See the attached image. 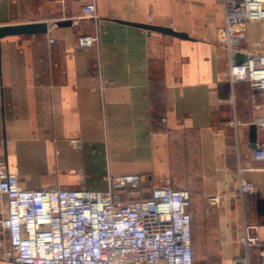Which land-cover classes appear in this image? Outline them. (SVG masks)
<instances>
[{
  "label": "crops",
  "instance_id": "obj_1",
  "mask_svg": "<svg viewBox=\"0 0 264 264\" xmlns=\"http://www.w3.org/2000/svg\"><path fill=\"white\" fill-rule=\"evenodd\" d=\"M91 1L97 18L82 15ZM30 22L48 32L0 41V159L23 186L104 189L109 175L139 174L151 187L170 177L189 191L197 233L215 239L222 264L250 244L257 264L264 129L252 143L250 126L264 94L231 78L223 0H0V26ZM247 34L248 53L264 50V22ZM84 35L98 41L83 47ZM6 209L2 198L0 220ZM6 239L0 222V259Z\"/></svg>",
  "mask_w": 264,
  "mask_h": 264
},
{
  "label": "built area",
  "instance_id": "obj_2",
  "mask_svg": "<svg viewBox=\"0 0 264 264\" xmlns=\"http://www.w3.org/2000/svg\"><path fill=\"white\" fill-rule=\"evenodd\" d=\"M225 23L219 41L224 45L234 82H249L264 94V50L248 53V26L264 22V0H223ZM96 4L82 7L83 17L97 18ZM96 35L79 39L93 46ZM263 41L256 46L262 48ZM243 54L242 63L237 56ZM264 129V112L254 119ZM4 141L0 140V153ZM255 155L264 161V147ZM84 181V175H81ZM245 192L255 186L242 183ZM7 209L1 226L7 237L0 264H195L190 193L175 187L170 177L149 186L144 175H109L104 189L48 186L30 189L0 159V199ZM257 264H264V244ZM245 255L231 264H253Z\"/></svg>",
  "mask_w": 264,
  "mask_h": 264
},
{
  "label": "water",
  "instance_id": "obj_3",
  "mask_svg": "<svg viewBox=\"0 0 264 264\" xmlns=\"http://www.w3.org/2000/svg\"><path fill=\"white\" fill-rule=\"evenodd\" d=\"M130 25L138 26L149 31H156L167 35H172L179 38L190 39L188 33L183 31H178L173 27L167 26H158L148 23H136V22H126ZM48 32V22H30V23H21V24H13V25H4L0 26V41L1 38L11 35V34H21V35H29V34H40V33H47ZM245 59L243 54H239L237 56V62L242 63ZM257 126L256 124H252L250 126V141L255 143L257 141Z\"/></svg>",
  "mask_w": 264,
  "mask_h": 264
},
{
  "label": "rangeland",
  "instance_id": "obj_4",
  "mask_svg": "<svg viewBox=\"0 0 264 264\" xmlns=\"http://www.w3.org/2000/svg\"><path fill=\"white\" fill-rule=\"evenodd\" d=\"M190 211L193 215V246L195 252V264H222L223 256L214 251L216 245L215 239L203 238V235L197 233V219L195 207L191 204ZM202 232V230H201ZM7 240V239H6ZM7 244V243H6ZM4 256V250L1 255L0 263Z\"/></svg>",
  "mask_w": 264,
  "mask_h": 264
}]
</instances>
